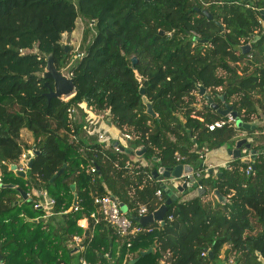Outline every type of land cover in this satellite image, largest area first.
<instances>
[{"label":"trees","instance_id":"1","mask_svg":"<svg viewBox=\"0 0 264 264\" xmlns=\"http://www.w3.org/2000/svg\"><path fill=\"white\" fill-rule=\"evenodd\" d=\"M79 18L87 28L81 56L69 70L75 93L49 100L47 59L52 55L58 68L70 63L62 38L76 30ZM261 19L264 0H0L2 180L31 195L23 200L18 188L0 187L3 263L72 264L83 254L91 264L137 258L135 264H160L167 255L165 264H218L224 253L236 264H264V134H254L264 125L247 131L258 151L252 162L233 159L210 174L201 166L204 154L235 143L239 129L227 123L210 130L208 125L226 116L198 94L202 84L221 108L231 104L244 122L263 120ZM248 43L250 52L237 49ZM145 98L155 117L147 113ZM83 104L105 114L122 135L133 136L127 149L86 136ZM24 130L31 145L23 140ZM142 148L147 165L131 157ZM24 151L33 160L27 177L10 169ZM179 164L202 172L204 192L188 200L172 197L164 224L150 223L124 238L104 221L94 224V197L109 193L132 218L140 205L154 212L161 204L156 191L162 189L165 202L170 192L154 171ZM33 189L46 190L54 200L53 212L64 220L60 231L45 222L44 209L34 207ZM216 191L222 200H208ZM83 218L94 231L90 243V232L85 235L78 224ZM133 225L142 226L134 219ZM76 235L86 246L78 255L68 248Z\"/></svg>","mask_w":264,"mask_h":264},{"label":"water","instance_id":"2","mask_svg":"<svg viewBox=\"0 0 264 264\" xmlns=\"http://www.w3.org/2000/svg\"><path fill=\"white\" fill-rule=\"evenodd\" d=\"M204 12L209 17V19L212 18V15L209 14L207 11H204ZM202 41L207 42L206 40H202ZM65 46H66V50H69V46L68 45H65ZM237 49H239L243 53H248L251 51V43L238 46ZM132 60H133V63L137 62L136 57H133ZM43 76L45 78H48V79L53 81V86H51L49 83H47V85L49 86V91L46 93V96L48 97L49 100L52 98H55V97H60V98L70 97L72 94L75 93V85H74V81H73L72 77L67 76L66 74H64L62 68L57 67V65L55 63V59L52 55H50L47 59V65H46L45 71L43 73ZM198 89H199L198 94L201 96H204L212 108L217 109L223 116H227V115L231 114L233 117H235L237 128H239V129L241 128V129H245V130H251V129H254L256 127L255 125L244 122L242 120V118L238 115V112L234 110V108L231 104L225 102L224 108H221L219 106V104L215 102L214 97L210 93H208L207 88L204 85H202V84L199 85ZM141 93L144 94L143 89H141ZM221 99L224 100L223 97H221ZM144 101L147 104V113H149L150 115L155 117L157 114L154 111L152 104L146 98L144 99ZM116 144L119 145L120 149H122V150L127 149V147L122 145L121 143H119V141H116ZM243 146H245L248 149H251V143L247 142L246 138L238 140L236 143V147L231 151L232 152L231 154L233 155L234 158H240L241 157V150H242ZM144 152H145V149L143 148L141 150L136 151V154L138 156H142L144 154ZM251 152L254 155L256 154V150H252ZM133 153H134V151H133ZM32 165H33V160H30L29 168H32ZM201 166H203V164ZM11 169L15 170L16 165L15 164L12 165ZM194 170L195 169L189 164H179L176 167L169 168V169H167L165 167H160L157 171H154V176L155 177L158 176L159 179H162V177L179 178L183 174L186 175V174L193 173ZM62 172H63V169H60L57 174H61ZM213 172H214V169L209 168V173L213 174ZM20 174L23 176L26 175L25 172H21ZM55 176L53 178H55ZM200 182L201 181H199V183ZM171 183L175 187H177L178 190L181 192H184L187 189V187H196L197 186V183H186V184L178 186L175 179H171ZM0 187L18 188L20 193H21L22 199L30 200V198L28 197V194L24 190H22L20 187H17L14 184L3 183V184H1ZM162 187L164 190H167L166 184H163ZM73 188H74V186H73ZM216 195H217L219 200H222L221 196H219V194H218V191H216ZM172 197H174V194H173V192L170 191L168 193V198H167V201L165 204L161 205L157 210H155L152 213H149V214L144 215V216H135V217H133V219L135 221L139 222L142 226H147L148 224L153 223V222H160L161 224H164L165 223V215H166V212L168 210V206L173 200ZM77 202H78V196L75 194L74 205H76ZM120 206L125 211V209H124L125 205L120 203ZM151 251H152V249H149L148 251L142 252L141 256H144V255L150 253ZM0 257H2V256L0 255ZM137 261H138V258L133 259L130 261V264H134ZM2 264H4V263H2ZM223 264H228V263L223 262ZM232 264H236V263H232Z\"/></svg>","mask_w":264,"mask_h":264},{"label":"built area","instance_id":"3","mask_svg":"<svg viewBox=\"0 0 264 264\" xmlns=\"http://www.w3.org/2000/svg\"><path fill=\"white\" fill-rule=\"evenodd\" d=\"M260 23L264 26V20L261 19ZM198 37H199L198 34L194 35L195 40L198 39ZM78 56L80 57L81 54L78 53ZM85 110H86V112H90V113H91V111H93L90 108H86ZM74 114H75V110L71 109L70 110V117L73 118ZM227 123L233 124L234 126H236L235 117H233L231 114H229L226 116L225 120L216 121L215 123L208 125V127L210 130H214L215 128H220ZM132 138H133V136L131 134L123 135L124 140L128 141ZM104 140H106L108 144H113V146L116 150L120 149L119 145H117L114 140L107 139L105 137V135L102 133L99 134V141L103 142ZM119 143H121V142H119ZM176 156H177V160H183L184 159V157L180 156L179 154H176ZM30 160H32L31 153L28 151H24L21 154L19 161L17 163H14L16 165V169L15 170L11 169L12 165H14V164H10V169L12 171H14L15 173H18V174H20L21 172L27 173V171L30 169L29 168ZM8 165H9V163H8ZM95 170L96 169L94 167L91 169L92 172H94ZM251 170H252V167H251V164L249 163L248 168H247V172H250ZM201 177H202V172L200 170H194L193 173L186 174V175L183 174L179 178H175V177L162 178L161 181H162V183L167 185L168 190H170V188H172V187H175L171 183V179H175L178 186L186 184V183H197L196 188L200 191H204L202 183L201 182L199 183V181H201L200 180ZM1 184H3V180H2V172L0 170V186H1ZM33 194L36 197H38V199L35 201L34 207L44 209L47 213L46 215H52L54 213L53 212L54 200L48 196L47 191L44 189H35ZM156 196L161 201V204L159 205V207L166 203L162 199V189H158L156 191ZM94 204L96 205V210L91 213V218L93 219L94 224H97L100 221H104L107 224H110L115 229L117 234L121 237H128L132 234L134 235L135 233L141 232L145 229L144 228L145 226L135 227L133 225V218H132V215L129 212V210L124 211L122 209V207L120 206L119 201L110 193L103 195V196H95L94 197ZM74 209L77 210L78 207L75 206ZM147 214H149L148 207L146 205H140L139 208L137 209V215L138 216H144ZM169 218L171 219V216H169ZM85 219L88 220V218H85ZM79 224L82 226V224L80 222H79ZM77 240H80V238L78 237ZM128 245H130V244H128ZM203 255H205V253H203ZM231 261L233 262V260H231ZM2 263H3V259H2V257H0V264H2ZM77 264H89V263L85 260H80Z\"/></svg>","mask_w":264,"mask_h":264},{"label":"rangeland","instance_id":"4","mask_svg":"<svg viewBox=\"0 0 264 264\" xmlns=\"http://www.w3.org/2000/svg\"><path fill=\"white\" fill-rule=\"evenodd\" d=\"M87 28V23H86V20H84L83 18H79L78 21H77V28L76 30L70 34V35H63V38H62V44L63 45H68L69 46V49H70V63L68 62V64H65L62 66V69H63V72L64 74H66L67 76H70L69 75V70H70V67L74 64H76V62L78 61V53L80 52V46L83 42V35H84V32ZM94 32H89V38L92 37ZM88 38V39H89ZM92 113V114H91ZM90 112H85L86 114V120H85V133H86V136L88 135L89 137H96L99 139V134H104L105 137L107 139H113L115 137H113V135L111 134V128L109 127V125H107L106 123H109L107 121V116L103 113H98L99 116H94V111H91ZM263 120H259V119H256L255 120V124L257 125H264V116L262 117ZM110 124V123H109ZM240 133V132H239ZM22 137H23V140L28 143V144H32L34 141H33V138L31 136V134L28 132V131H23L22 132ZM115 140V139H114ZM88 141H92V139H88ZM120 141V140H119ZM103 143H107L106 140L103 141ZM108 144V143H107ZM124 144H126V142H124ZM129 144L127 143V146ZM234 145H236L235 143H231L228 145L229 148L233 147ZM234 148H231V150H233ZM143 161L147 162L148 161L146 159H144ZM1 169V167H0ZM1 171L3 172V170L1 169ZM126 207H124L125 209ZM63 219H62V216L61 215H52L48 218L45 219V222L48 223V224H51L52 226H54L57 230H61L62 229V226H63ZM91 231L90 232V237H89V243L91 242L92 238H93V228L90 229ZM79 236L76 235L75 237L71 238L68 240V248H71L73 249V254L74 255H78L79 253H84L85 252V249H86V246L84 244V238L83 236L79 237L80 240H77ZM80 258L79 259H76L72 264H77L80 260H85L87 261L89 264H91L87 259L86 257L82 254V256H79ZM133 260V259H131ZM130 260V261H131ZM163 261H167V258L163 257L162 259H160V264H163ZM127 264H130V263H127ZM135 264V263H134Z\"/></svg>","mask_w":264,"mask_h":264},{"label":"crops","instance_id":"5","mask_svg":"<svg viewBox=\"0 0 264 264\" xmlns=\"http://www.w3.org/2000/svg\"><path fill=\"white\" fill-rule=\"evenodd\" d=\"M64 36L67 35V33L63 34ZM208 91V90H207ZM209 93V92H208ZM201 96V95H200ZM216 102V101H215ZM217 103V102H216ZM209 104V103H208ZM219 104V103H218ZM201 104H198V107L201 108ZM83 108V111L86 112V105L83 104L81 106ZM87 113V112H86ZM94 116H99L98 113L94 112ZM107 125H109V127L111 128V134L113 135V138L112 140H117L119 142H121L122 145L127 146V143L128 141L127 140H124L123 139V135L120 133V131L115 127L113 126L112 124H109V123H106ZM251 124V123H250ZM252 125H255L256 127L259 126L257 124H255V121L254 123H252ZM255 127V128H256ZM239 129V128H237ZM247 131L249 130H245V129H239V132L238 133V136H237V139H236V142L235 144L237 143L238 140L240 139H243V138H246L247 139V142H250L251 143V149H248L246 148L245 146L242 147V150H241V159L242 161H246V162H252V158L254 156V154L251 152L252 150H255L252 146V142H253V136H249ZM259 133H262L264 134V131H257L256 133H254L255 135H259ZM253 134V135H254ZM111 139V138H110ZM124 142H126V144H124ZM262 144H264V140L263 142H261ZM107 144V143H106ZM236 145H234L233 147L231 148H235ZM231 148L228 147V145L226 146H223V147H219V148H213L211 150H208L205 154H204V162L202 163L205 167H206V170L209 172V168H213L214 169V172L213 174H216L218 172V169L221 168V167H227V165L233 160V159H237V158H234L233 155L231 154L232 150ZM143 149V148H142ZM141 150V149H139ZM136 151L138 150H134V153H132L131 157L133 160H140L142 162L143 165H147L148 163L143 161L144 158H143V155L142 156H138L136 154ZM258 153V151L256 150V154ZM24 177H27V173ZM165 178V177H163ZM164 184V183H163ZM35 189H33L32 193H34ZM171 192H173L174 196H183V199L184 200H188V199H191V198H194L198 195H201L204 191H200L198 190L196 187H187V189L184 191V192H181L179 191L176 187H172L170 188ZM27 193V192H26ZM29 194V193H27ZM30 195V194H29ZM28 195V197L30 198V196ZM77 195V194H76ZM217 197L216 193L215 194H208L207 196V199L208 200H214V198ZM75 198V196H74ZM218 198V197H217ZM24 200V199H23ZM225 201H227V199L225 198ZM125 210L128 211V207L125 206ZM52 215H55V213H53ZM52 215H46L44 218H48ZM79 222L82 224L83 228L86 230L85 231V235H88L89 231L88 230V227H89V221L86 220L85 218L81 219L78 221V224ZM80 225V224H79ZM81 226V225H80ZM81 226V227H82ZM133 235V234H132ZM131 236V235H130ZM81 237V236H79ZM124 238V237H122ZM81 241V240H80ZM110 256V255H109ZM168 256V255H167ZM167 256H165V258H167ZM233 260L232 257H230V259H227L225 256H224V253H222L221 255V259L219 260L218 264H223V262H227L228 264H232V263H235L234 260L233 262L231 261ZM166 261H163V264H165Z\"/></svg>","mask_w":264,"mask_h":264}]
</instances>
